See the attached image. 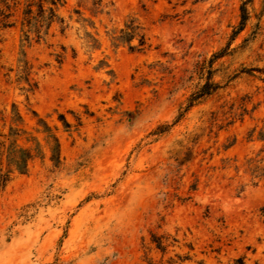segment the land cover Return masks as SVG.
Instances as JSON below:
<instances>
[{
    "label": "rangeland",
    "instance_id": "rangeland-1",
    "mask_svg": "<svg viewBox=\"0 0 264 264\" xmlns=\"http://www.w3.org/2000/svg\"><path fill=\"white\" fill-rule=\"evenodd\" d=\"M61 1L0 25V264H264V0Z\"/></svg>",
    "mask_w": 264,
    "mask_h": 264
},
{
    "label": "trees",
    "instance_id": "trees-1",
    "mask_svg": "<svg viewBox=\"0 0 264 264\" xmlns=\"http://www.w3.org/2000/svg\"><path fill=\"white\" fill-rule=\"evenodd\" d=\"M12 4V7L9 4ZM26 5H24V10L22 13V21L21 26L26 27L28 32L33 31L39 38L42 33V29L44 28V35H47L51 26L57 22L60 26H63L64 23L61 20H58L56 15V10L61 6V0H38V3H35V0H25ZM44 5L50 6L47 10H44ZM0 6L4 8L5 11L0 10V25L2 28H8L11 26L9 23L10 19L13 18L16 13L18 7L21 6L20 0H0ZM33 7L37 8L36 16L33 15L32 9ZM241 12V22L240 25L234 33V37L239 35L245 28V24L247 22V12L245 9V5L240 8ZM7 13V14H6ZM13 13V14H12ZM135 29L127 28L126 31H122L121 39L123 41H129L132 37H134ZM144 38L142 37L140 42V47H144ZM216 87L209 83V81L201 88L199 92L193 95L188 104V109L193 106L194 103L201 100L204 97H208L215 91ZM1 146V145H0ZM3 147V146H2ZM10 163H12L19 170L20 174H24L27 169V163L30 161L31 157L27 152L20 151H10L8 156ZM249 167L251 166V174L254 175L257 172H260L261 175H264V167L259 169L258 165H264V159L255 161L251 160L248 162ZM1 181L3 184H6L9 181L8 175H1ZM156 248L161 252L164 251L162 246V239H156L155 242ZM150 264V263H148ZM234 264H244L242 260H237Z\"/></svg>",
    "mask_w": 264,
    "mask_h": 264
}]
</instances>
